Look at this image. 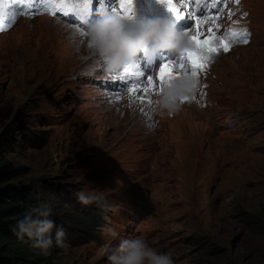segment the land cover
I'll use <instances>...</instances> for the list:
<instances>
[{
    "label": "rangeland",
    "instance_id": "rangeland-1",
    "mask_svg": "<svg viewBox=\"0 0 264 264\" xmlns=\"http://www.w3.org/2000/svg\"><path fill=\"white\" fill-rule=\"evenodd\" d=\"M230 11L216 35L247 30L249 42L214 54L194 97L174 116L156 112L139 123L141 100L130 105L125 82L118 90L102 71L87 74L93 61L84 59L81 30L41 15L0 34V165L18 170L0 188L23 186L67 233V246L46 257L1 236L4 256L107 264L104 250L118 242L104 232L111 227L122 238L142 237L174 264H264V0L230 2ZM158 69L150 74L152 104ZM153 121L162 124L155 137ZM81 191L121 210L83 206ZM90 213L103 226L88 242L77 222Z\"/></svg>",
    "mask_w": 264,
    "mask_h": 264
},
{
    "label": "clouds",
    "instance_id": "clouds-1",
    "mask_svg": "<svg viewBox=\"0 0 264 264\" xmlns=\"http://www.w3.org/2000/svg\"><path fill=\"white\" fill-rule=\"evenodd\" d=\"M229 12L230 6L220 17L223 19ZM230 33L223 37H230ZM81 43L89 53L84 59L93 61L87 68V74L94 75L99 70L105 77L113 78L119 77L126 67L134 65L141 54L153 58L161 52L172 51L181 56L190 47L188 35L178 33L173 24L162 19L129 20L107 11L98 12L95 19L86 24L84 40ZM242 45L238 43L231 47ZM77 47L79 48V44ZM158 68L149 69V72L152 73ZM197 79L190 74L180 73L168 80L163 90L157 93L153 111L162 117L174 116L186 100L194 97L199 88ZM114 85L115 88L118 87L116 83ZM76 198L81 205L95 204L105 213L121 210V205L109 204L101 194H86L81 191L76 194ZM52 215L49 205H37L16 222L12 233L18 242L30 244L39 255L46 257L54 246H67L65 228L57 225L51 218ZM104 219L109 220L107 215ZM104 232L111 240L118 241L104 250L107 264H174L169 253L157 251L142 237L122 238L111 227L104 228Z\"/></svg>",
    "mask_w": 264,
    "mask_h": 264
},
{
    "label": "snow or ice",
    "instance_id": "snow-or-ice-1",
    "mask_svg": "<svg viewBox=\"0 0 264 264\" xmlns=\"http://www.w3.org/2000/svg\"><path fill=\"white\" fill-rule=\"evenodd\" d=\"M167 4L168 10L174 15L177 21L184 19L185 17L194 21L191 31L186 32L193 49L187 50L183 55L179 56L175 61H166L161 63L159 69L155 73L156 79L159 80V90L162 91L165 83L174 78L176 73L190 74L194 78H198V73L203 71L207 64L211 61L214 54L219 51L227 52L231 46L238 43L248 42L247 30H232L230 37H220L216 35L219 31L220 25L218 23L221 13L224 11V7L228 3H239V0H208L207 3H201V0H180L179 4L185 6L188 11H183L176 7L175 0H163ZM94 3V0H85L83 4L76 3L71 4L65 2V0H13V3L9 5L13 11V18L16 14L25 15L29 18L35 15L49 14L56 16L57 13H61L63 17L75 16L80 19L84 25H86L91 17L90 5ZM113 13L119 14L126 19H133V0H119L118 10L113 9ZM235 15L234 12H229V18ZM247 15V14H245ZM207 27V35L205 36L204 27ZM10 27V25H8ZM215 28L216 31L213 29ZM5 26L0 21V31H4ZM194 31V35L189 36L190 32ZM85 30L80 31V36L83 38ZM205 36L204 39H201ZM189 68L191 71H189ZM144 72L138 70L136 64L130 65L125 68L124 72L112 82H127L133 81L128 90L132 92L130 98V105L135 100H144V94H147V104L150 106L152 86L154 84V76H148L144 81ZM127 90V91H128ZM139 93V95H138ZM117 95H122L117 93ZM141 112H145V109H141ZM146 114V113H145Z\"/></svg>",
    "mask_w": 264,
    "mask_h": 264
},
{
    "label": "trees",
    "instance_id": "trees-1",
    "mask_svg": "<svg viewBox=\"0 0 264 264\" xmlns=\"http://www.w3.org/2000/svg\"><path fill=\"white\" fill-rule=\"evenodd\" d=\"M45 134L44 132H42ZM6 134V133H4ZM7 135V134H6ZM4 136V135H3ZM9 136V134L7 135ZM7 140V138H5ZM18 173V170L12 169L9 163L0 165V184L14 177ZM33 197V196H31ZM36 200L29 197L28 192L22 186L17 189L12 186H6L0 188V237H11L14 236L12 228L16 222L22 218V216L29 211L31 208L37 206ZM90 216H85L82 220L78 221L82 226V233L86 237H82L84 240L91 242L97 240L96 227H102L103 224L99 223L95 219L96 213H90ZM84 229V230H83ZM0 264H31L26 263L21 258L6 257L0 251Z\"/></svg>",
    "mask_w": 264,
    "mask_h": 264
},
{
    "label": "bare ground",
    "instance_id": "bare-ground-1",
    "mask_svg": "<svg viewBox=\"0 0 264 264\" xmlns=\"http://www.w3.org/2000/svg\"><path fill=\"white\" fill-rule=\"evenodd\" d=\"M194 31L191 33L193 34ZM191 34L189 33V36H191ZM191 43V42H190ZM191 47H189L188 50H190ZM139 94V93H138ZM132 92L131 90L129 89L128 90V96L132 97ZM147 100H148V96L146 94H144V100L140 102V106H139V109L135 112L134 114V118H133V121H136V123H139L140 121H147L149 118L151 119H154L155 120V117H156V112L153 111V108H154V104L151 103V105L149 106L147 104ZM145 109V112H141V109ZM146 113V114H145ZM157 121H153L151 123V127H152V130L153 132H151V136L152 137H155L156 134H158L160 131H161V128H162V124H158L156 123ZM179 122V133L181 134H187L184 130V128L186 127L185 123L183 121H178ZM133 126L134 125H137V124H132ZM149 126L146 125L145 126H141V129L144 131V132H148L147 128ZM157 129L159 130V132H157ZM189 136V135H188ZM190 137V136H189ZM207 146H208V142H207ZM193 147V143L189 145V148H192ZM184 167L187 166L186 164L183 165Z\"/></svg>",
    "mask_w": 264,
    "mask_h": 264
}]
</instances>
